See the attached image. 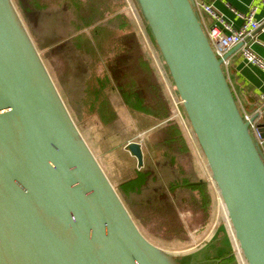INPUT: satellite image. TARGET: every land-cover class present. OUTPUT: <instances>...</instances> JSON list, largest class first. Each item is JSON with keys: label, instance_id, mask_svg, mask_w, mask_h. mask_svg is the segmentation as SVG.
<instances>
[{"label": "water", "instance_id": "1", "mask_svg": "<svg viewBox=\"0 0 264 264\" xmlns=\"http://www.w3.org/2000/svg\"><path fill=\"white\" fill-rule=\"evenodd\" d=\"M135 1L239 250L247 264H264V156L223 72L229 56L214 55L193 1ZM126 147L143 167L142 147ZM0 264H176L141 234L109 184L8 0H0Z\"/></svg>", "mask_w": 264, "mask_h": 264}, {"label": "rangeland", "instance_id": "2", "mask_svg": "<svg viewBox=\"0 0 264 264\" xmlns=\"http://www.w3.org/2000/svg\"><path fill=\"white\" fill-rule=\"evenodd\" d=\"M8 1L15 18L32 43L48 77H50L75 130L98 166L101 167L109 184L115 190L118 189L119 184L135 175L136 159L128 153L126 147L130 142L143 147V162L150 159L151 154L146 139L153 131L151 126L155 121L124 108L119 93L108 88L104 94L110 101L112 110L116 112L117 119L109 126L100 125L96 119V112H91L89 109V102L91 101L89 94L96 90L100 80L107 79V76L119 78L124 66L132 68L131 58L135 57V61L137 58L136 51L133 49L135 47L133 41L126 40V53H123L117 51L115 41L111 43L113 37L108 36L107 38L105 36L103 42L108 43V46L111 47L110 51H113V47L114 52L109 51L110 53H108V50H105L100 53L104 56H100L97 52L93 53L84 44L80 46L76 41H72V37L77 35L74 33L73 24L79 20L73 12L63 9L61 0ZM124 2L126 8L119 10L118 13L129 17L130 25L139 34L135 33V37L137 40L139 39L140 48L142 47L141 56L144 57L143 60L149 62L150 67L159 74L161 79H163L161 74L164 75L167 85L171 86L170 74L166 70L164 60L159 55L147 23L143 20L138 3L135 0H124ZM124 2L123 0L122 2L119 1L121 5H125ZM43 4H49L50 8L43 10L40 8V5ZM131 12L134 20L131 18ZM89 30H85L88 36ZM125 35L122 32H117L116 36L123 37ZM117 47H119L118 43ZM136 65L137 63L133 65V68ZM83 89L86 94L82 93ZM166 93L168 95V92ZM177 95L175 94V96ZM179 110L183 114V123H178V126L184 132L187 145L193 153V173L200 180L203 179L208 182L206 191L211 199L208 209L209 219L201 230L187 228L188 239H185L186 241L167 243L154 236H149L146 230L142 228L138 229L149 242L174 260L176 264H187L186 261L189 259L195 261L196 264H221L217 260L229 255L233 261L222 262V264H247L235 237L230 234L231 222L226 209L224 208L225 212L223 210V200L220 199L215 183L211 180L208 163H206L202 150L194 138L195 135L193 136L194 133H192L193 130L185 110L182 106ZM174 178L175 175L172 170L168 166L164 167L158 176L148 178V184L143 188L141 194L130 197L129 204L131 201L133 203L139 202L148 196L151 189L165 187ZM179 218L184 224H188L192 217L189 212L185 211V213L179 214ZM204 245L207 246L202 251L193 252Z\"/></svg>", "mask_w": 264, "mask_h": 264}, {"label": "trees", "instance_id": "3", "mask_svg": "<svg viewBox=\"0 0 264 264\" xmlns=\"http://www.w3.org/2000/svg\"><path fill=\"white\" fill-rule=\"evenodd\" d=\"M119 1L122 2V0L116 2L115 0H61V4L63 9L73 12L79 20L73 24L74 33L77 35L72 37V41H76L80 46L84 44L93 53L97 52L100 56H104L100 53L105 50H108V53L114 52L113 47V51H110L111 47L108 43L103 42L105 36L113 37L111 43L115 41V48L123 53H126V40L133 41L137 58L135 61V57H132L131 64L133 68L137 63L136 67L132 69L124 66L119 78L111 76L113 78L111 81L106 75L107 79L100 80L96 90L92 94L88 93L91 98L89 109L91 112H96V119L100 125L109 126L116 121V112L112 110L111 103L104 94L109 88L119 93L124 108L155 121L151 126L153 131L146 139L151 154L150 159L145 162L142 159L141 168L136 164L135 175L119 184L116 191L130 217L136 225L138 224V228L146 230L149 236L167 243L186 241L187 228L201 230L209 219L208 209L211 199L206 191L208 182L200 180L193 173V153L187 145L184 132L178 126V121L173 118L163 81L150 67L149 62L143 60L142 47L140 48L139 39L135 37L136 32L128 21L129 17L118 13L119 10L126 8V3L123 0L125 5H121ZM40 8L46 10L50 5L43 4ZM87 29H90L89 36L85 33ZM117 32L126 35L118 37ZM114 56L117 57L116 54ZM172 90L175 92L173 83ZM82 93L86 94L85 90ZM175 94L177 95V92ZM166 166L174 173V180L160 189H151L150 194L139 202L131 201L129 204L130 197L141 194L143 188L147 186L148 178L158 176ZM185 211L192 217L188 224H184L179 218V214ZM217 261L222 264L233 261V258L229 255Z\"/></svg>", "mask_w": 264, "mask_h": 264}, {"label": "crops", "instance_id": "4", "mask_svg": "<svg viewBox=\"0 0 264 264\" xmlns=\"http://www.w3.org/2000/svg\"><path fill=\"white\" fill-rule=\"evenodd\" d=\"M201 1L212 6L215 14L221 16L222 19L226 20L233 29L240 28L244 23L243 20L235 16L233 12L236 11L245 14L251 4H258V0ZM198 17L201 20V24L204 30L213 25V22L209 17L203 14H199ZM254 18L259 22L264 21V5H259ZM254 34L256 36V41L249 43L248 45L250 46L252 52L257 54V56L264 61V28L255 31ZM226 55L229 57L223 64V72H225L226 79L229 88L232 91V95L237 108H239L242 115L254 117L256 110L258 109V105L264 99V72L255 65L248 64L240 54V49L236 51L231 49L226 53ZM162 81L165 86L164 79H162ZM257 125L264 126V110L262 112V115L257 118ZM206 246L207 245H204L193 252L202 251ZM186 262L187 264H196L195 261L190 259Z\"/></svg>", "mask_w": 264, "mask_h": 264}, {"label": "built area", "instance_id": "5", "mask_svg": "<svg viewBox=\"0 0 264 264\" xmlns=\"http://www.w3.org/2000/svg\"><path fill=\"white\" fill-rule=\"evenodd\" d=\"M193 1V10L199 15L203 14L209 17L213 25L206 30L205 36L207 37L209 44L213 50L214 55L217 58L223 59L226 56V53L231 49H234L236 46L241 45L240 54L243 59L250 65H255L261 71L264 72V61L257 56L250 49L249 43L256 41V36L254 32L264 23V21H257L254 16L259 8V5H264V0H258V4H251L245 14L234 11L233 14L238 18L243 20V25L238 29H233L232 26L221 16L215 14L212 9V6L201 1V0H191ZM131 18L133 14L131 12ZM225 60H223V64ZM160 72V71H159ZM161 74V73H160ZM161 77L164 79V75L161 74ZM165 89L168 92V98L170 99L171 110L173 111V118L178 121V123H183V114L180 112L179 108L181 107V101L175 92L172 90V86H168L164 79ZM255 115L260 117L264 110V99L258 105ZM244 122L248 123V130L253 139L260 146L263 156H264V139L261 137L262 133L259 131V125H257V118L254 122H251L253 117L248 115H242ZM193 133V132H192ZM194 136V134H193ZM195 138V137H194ZM264 161V158H263Z\"/></svg>", "mask_w": 264, "mask_h": 264}, {"label": "bare ground", "instance_id": "6", "mask_svg": "<svg viewBox=\"0 0 264 264\" xmlns=\"http://www.w3.org/2000/svg\"><path fill=\"white\" fill-rule=\"evenodd\" d=\"M222 206H223V210H224V212H225V205L224 204H222ZM230 234H232V237H235V235L233 234V230H232V228H230ZM237 246V245H236ZM237 249H238V247H237ZM240 256V255H239Z\"/></svg>", "mask_w": 264, "mask_h": 264}]
</instances>
